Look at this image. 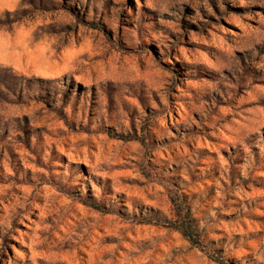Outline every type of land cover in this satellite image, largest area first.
I'll return each mask as SVG.
<instances>
[{"label": "rangeland", "instance_id": "obj_1", "mask_svg": "<svg viewBox=\"0 0 264 264\" xmlns=\"http://www.w3.org/2000/svg\"><path fill=\"white\" fill-rule=\"evenodd\" d=\"M0 264H264V0H0Z\"/></svg>", "mask_w": 264, "mask_h": 264}, {"label": "trees", "instance_id": "obj_2", "mask_svg": "<svg viewBox=\"0 0 264 264\" xmlns=\"http://www.w3.org/2000/svg\"><path fill=\"white\" fill-rule=\"evenodd\" d=\"M187 210H179V220L168 222L170 226L179 231L184 237L190 240V242L197 246H202L201 230L198 225L195 224V220L192 218L190 209L186 205Z\"/></svg>", "mask_w": 264, "mask_h": 264}]
</instances>
